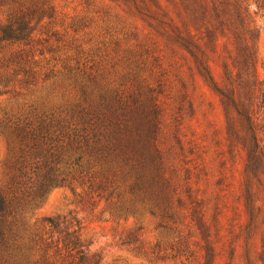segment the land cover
I'll list each match as a JSON object with an SVG mask.
<instances>
[{
    "label": "trees",
    "instance_id": "1",
    "mask_svg": "<svg viewBox=\"0 0 264 264\" xmlns=\"http://www.w3.org/2000/svg\"><path fill=\"white\" fill-rule=\"evenodd\" d=\"M66 1L0 0V264H100L72 214L35 217L58 187L132 219L139 264H264V0H84L65 24ZM200 87L221 131L192 124Z\"/></svg>",
    "mask_w": 264,
    "mask_h": 264
},
{
    "label": "rangeland",
    "instance_id": "2",
    "mask_svg": "<svg viewBox=\"0 0 264 264\" xmlns=\"http://www.w3.org/2000/svg\"><path fill=\"white\" fill-rule=\"evenodd\" d=\"M99 5H106L104 0H95ZM102 1L103 4L100 2ZM84 0H67L61 2L63 6L62 16L65 24L70 21V17L79 15L82 11L80 3ZM250 19L256 29V50L257 64L256 73L260 80H264V11L258 10L255 6L250 8ZM40 86L35 87L37 96L44 94L40 91ZM204 105H198L199 99H196V115L192 124L199 132L203 129V114L212 124L211 127L221 131L223 128V117L216 98L205 87L199 88ZM12 93H0V117L1 111L12 105ZM206 122V121H205ZM200 125V126H199ZM5 157V145L0 140V165ZM238 177V176H237ZM70 213L80 222L83 238L90 244V251L101 257L100 264H113L114 260H125L131 264H139L141 260L135 258L136 253L132 251L133 245L123 244L122 235L134 227L132 219L128 221H117L112 219L105 209L104 203H88L80 201L79 198L73 197L69 189L58 187L53 189L44 202L34 211L38 219L47 218L59 214ZM145 231L141 235L144 243L153 244L154 233L151 231L149 221L143 224Z\"/></svg>",
    "mask_w": 264,
    "mask_h": 264
}]
</instances>
